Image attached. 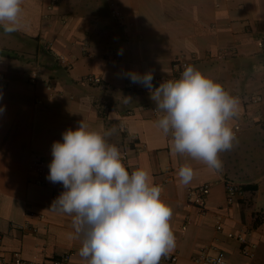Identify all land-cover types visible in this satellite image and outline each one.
<instances>
[{
    "label": "crops",
    "instance_id": "0c3cea01",
    "mask_svg": "<svg viewBox=\"0 0 264 264\" xmlns=\"http://www.w3.org/2000/svg\"><path fill=\"white\" fill-rule=\"evenodd\" d=\"M22 8L21 30L0 27V264L16 252L23 264L65 255L64 264H87L74 214L50 209L64 188L46 178L53 142L80 121L114 129L106 139L126 169L150 170L163 187L175 248L160 264H194L199 253L218 251L228 264H264V220L255 224L264 208V172L239 182L255 189L228 200L227 171L174 155L171 136L156 127L163 112L150 90L128 78L152 71L153 80L178 79L194 66L238 97L240 112L230 123L241 142L264 125V0H23ZM89 76L99 83L89 84ZM185 164L196 175L182 186L177 173ZM204 185L201 212L188 203V191Z\"/></svg>",
    "mask_w": 264,
    "mask_h": 264
},
{
    "label": "clouds",
    "instance_id": "9594fccd",
    "mask_svg": "<svg viewBox=\"0 0 264 264\" xmlns=\"http://www.w3.org/2000/svg\"><path fill=\"white\" fill-rule=\"evenodd\" d=\"M22 5L23 0H0L4 33L23 27ZM128 78L150 90L163 112L156 127L171 136L174 155H186L214 172L222 170L219 154L231 150L236 139L230 121L239 115L238 97L192 65L180 78L156 88L152 71L129 72ZM113 132L80 121L75 130L62 133V142H53L46 178L62 184L64 191L50 209L74 214L75 238H82L79 255L87 264H160L175 248L173 210L161 199L163 187L153 182L150 170L126 169L119 149L106 139ZM177 175L187 186L196 171L185 164Z\"/></svg>",
    "mask_w": 264,
    "mask_h": 264
},
{
    "label": "rangeland",
    "instance_id": "374dc122",
    "mask_svg": "<svg viewBox=\"0 0 264 264\" xmlns=\"http://www.w3.org/2000/svg\"><path fill=\"white\" fill-rule=\"evenodd\" d=\"M219 155H223L221 171H227V182L240 185L239 182L258 178L264 172V125L242 138L241 142L234 141L231 150Z\"/></svg>",
    "mask_w": 264,
    "mask_h": 264
},
{
    "label": "built area",
    "instance_id": "2783aa9c",
    "mask_svg": "<svg viewBox=\"0 0 264 264\" xmlns=\"http://www.w3.org/2000/svg\"><path fill=\"white\" fill-rule=\"evenodd\" d=\"M55 2H56V0H53V3H55ZM57 61L62 66H65L66 68L69 67L68 62L64 56H60ZM175 66H180V65L176 64ZM182 66L185 67L186 64L183 63ZM87 82L89 84H97V83H99V80L93 76H89L87 78ZM155 82L159 83L160 80L155 79ZM154 112L156 113L157 110H154ZM166 173H167V175H169V170ZM166 179L168 180L169 176H167ZM208 192H209V188L206 185L200 186L198 188L190 189L188 191V203L190 205H192L193 207L198 208L201 212H203V207L205 205V199H206V196L208 195ZM226 192H227V199L228 200H233L236 197H239L240 195H242V193H243L240 185L230 183V182L226 183ZM262 213L264 214V208L262 209ZM218 229L220 230L221 227L218 226ZM238 240L243 245L246 241L244 236H242V235L238 236ZM243 253L247 256L250 255V250L247 247H245V245L243 247ZM69 258H70L69 255H65L60 259L50 260L46 264H64L69 260ZM168 261L174 262V261H176V258H170V259H168ZM193 262H194V264H228L227 260L224 258V255L219 251L216 252L215 254H210L207 252H201L193 258ZM23 263L24 262L21 259L20 253L16 252V253H14L12 261L8 262L6 264H23Z\"/></svg>",
    "mask_w": 264,
    "mask_h": 264
},
{
    "label": "trees",
    "instance_id": "16d2710c",
    "mask_svg": "<svg viewBox=\"0 0 264 264\" xmlns=\"http://www.w3.org/2000/svg\"><path fill=\"white\" fill-rule=\"evenodd\" d=\"M262 47H263V49H264V43H263V45H262ZM2 54L3 55H7L8 57H11V58H17L18 57V55L15 53V52H13V51H9V50H4L3 52H2ZM161 82H163V81H161L160 80V82L159 83H157V82H155V80H153L152 81V85L153 86H159L160 85V83ZM227 183V182H226ZM256 188V186L255 185H242L241 186V189H242V192L243 191H247V190H253V189H255ZM262 220H264V214L262 213V211H260L258 214H256L255 215V224H259Z\"/></svg>",
    "mask_w": 264,
    "mask_h": 264
}]
</instances>
